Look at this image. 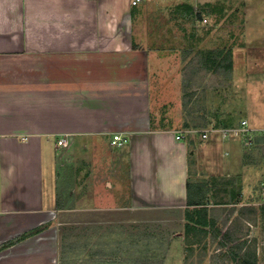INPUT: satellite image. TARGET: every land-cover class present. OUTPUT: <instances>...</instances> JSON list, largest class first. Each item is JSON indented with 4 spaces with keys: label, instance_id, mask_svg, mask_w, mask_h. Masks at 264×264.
Here are the masks:
<instances>
[{
    "label": "crops",
    "instance_id": "1",
    "mask_svg": "<svg viewBox=\"0 0 264 264\" xmlns=\"http://www.w3.org/2000/svg\"><path fill=\"white\" fill-rule=\"evenodd\" d=\"M149 2L0 0V244L12 241L0 249V264H60L59 235L51 229L60 200H123L117 213L134 210L130 200L184 208L187 181L246 176L239 142L217 131L176 139L198 126L179 127L167 111L157 112L160 64L169 66L174 49L162 54L165 41L155 37L166 32L152 25ZM180 68L164 71L177 87ZM114 134L125 141L111 143ZM83 205L73 202L71 211L111 210ZM168 253V264H184L183 247Z\"/></svg>",
    "mask_w": 264,
    "mask_h": 264
},
{
    "label": "rangeland",
    "instance_id": "2",
    "mask_svg": "<svg viewBox=\"0 0 264 264\" xmlns=\"http://www.w3.org/2000/svg\"><path fill=\"white\" fill-rule=\"evenodd\" d=\"M151 4L150 8L155 11L152 25L157 27L158 23L159 31L166 32L164 37L154 30L160 35L155 39L165 41L161 44L165 49L162 54L171 46L174 49L168 59L169 66L160 64L163 72L157 112L167 111L168 119L173 120L170 122L179 121V127H205L211 123L219 127L247 118L259 128L256 134L264 136V0H150ZM223 58L228 59L223 63L229 68L228 76L223 70H214ZM170 64L183 70L180 87L164 72ZM250 81L249 87L246 84ZM198 136L197 142H200ZM241 149L245 155L240 161L248 168L246 176L211 174L192 181L193 185L204 181L202 186H197L198 191L208 188L202 200L207 211L201 205L190 207L188 219L185 217L187 205L182 208L181 202L130 200L126 205L135 206L134 210L117 213L119 208L115 207L123 200H60L63 209L54 222V229L51 228L59 235L60 264H168L166 257L171 246L175 251L179 245L184 251L186 227L187 238L194 239L193 255L189 257L192 264H252L254 261L264 264L263 137H257L253 145L241 146ZM191 162L189 157V168L193 167ZM73 202L81 205L80 208L89 203L94 208L111 210L79 209L74 213ZM215 202L226 203L212 212L209 208ZM242 206L256 209L257 214H246L253 221H245L246 216H240ZM231 208L234 210L230 219L222 224ZM72 213L76 215L72 217ZM90 213L103 214L90 221L84 216ZM106 214L116 216V221ZM236 216L243 220L244 229L234 225L243 233L239 238L233 237V243L223 234ZM40 229L42 226L31 228L17 238ZM30 230L34 231L27 234Z\"/></svg>",
    "mask_w": 264,
    "mask_h": 264
},
{
    "label": "trees",
    "instance_id": "3",
    "mask_svg": "<svg viewBox=\"0 0 264 264\" xmlns=\"http://www.w3.org/2000/svg\"><path fill=\"white\" fill-rule=\"evenodd\" d=\"M228 59L227 58H223L219 64L214 68V70H218V71H221L223 70V74L226 76L229 75V68L227 66H224L223 63H225V61H227ZM201 63L206 66V63H204L201 59ZM202 75V74H201ZM204 182L203 180H201V183ZM199 183V181L196 183V184H192V182L189 180L187 181V184H186V187H187V200H186V205H187V210H186V213H185V217L188 219V216H190V207H198L201 205L202 209L206 212L207 211V208L205 206V204L203 203V196L205 194V192L208 191V188H205L204 190L202 191H198L196 188L197 186H202L203 184ZM197 190V191H196ZM195 197V199H194ZM232 200V199H231ZM226 202H215L214 203V206H211L209 208V210H211L212 212L216 211L217 207H221L225 204ZM223 204V205H221ZM233 210L234 208H231L230 212L225 216L224 220L222 221V224H225L226 221H228V219H230V216L231 214L233 213ZM250 213V215L253 213V214H257V211L256 209L253 207V206H247V207H241L239 209V214L240 216L243 215V217L246 216L247 213ZM247 218V216H246ZM245 219V218H244ZM251 218H247L245 219V221H253V220H250ZM243 221V220H242ZM241 221V217L239 216H236L234 218H232L230 224L228 225V227L226 228L227 230L224 232V237L227 238V240L233 242L234 238H239L241 236V234L243 233L242 231L241 232H238L237 227H239L241 230L244 229V227L242 226L243 222ZM239 223V224H238ZM238 224V225H237ZM236 225L237 227L235 228ZM34 230H30L27 234H30L31 232H33ZM187 234H188V227L185 228V238H186V241H185V247H184V260H183V263L184 264H192L190 261H189V257H191L193 255V248H192V244L194 243V239H188L187 238ZM240 235V236H239ZM17 238V237H16ZM15 239V238H14ZM236 240V239H235ZM10 243H12V241H7V242H3L2 244H0V249L9 245ZM234 243V242H233ZM201 259V257L199 258ZM252 264H256L255 261L254 263Z\"/></svg>",
    "mask_w": 264,
    "mask_h": 264
},
{
    "label": "built area",
    "instance_id": "4",
    "mask_svg": "<svg viewBox=\"0 0 264 264\" xmlns=\"http://www.w3.org/2000/svg\"><path fill=\"white\" fill-rule=\"evenodd\" d=\"M139 1L140 0H132V4H137ZM257 130H259V128L249 123L246 118H242L232 125H220L219 127H216L215 125L209 124L205 127L194 128V130L185 128L178 131L176 139H182L191 133H197L200 138H206L210 131H217L222 139L228 138L237 141L244 148L253 145L257 137H263L264 140V136L256 134ZM123 141H125V138L121 137L120 134H114L111 143L120 144ZM57 144L61 147H66L67 141H65L64 138H60L57 140Z\"/></svg>",
    "mask_w": 264,
    "mask_h": 264
}]
</instances>
